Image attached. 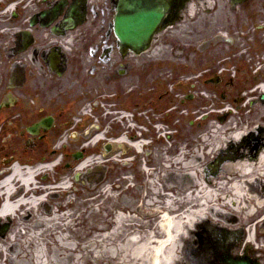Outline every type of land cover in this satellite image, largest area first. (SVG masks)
<instances>
[{
    "label": "flooded vegetation",
    "instance_id": "1",
    "mask_svg": "<svg viewBox=\"0 0 264 264\" xmlns=\"http://www.w3.org/2000/svg\"><path fill=\"white\" fill-rule=\"evenodd\" d=\"M124 3L161 14L152 43L180 34L183 25L190 42H198L205 31L206 65L197 61L199 45L190 53L171 45L170 59L162 56L153 64L151 45L141 52L121 45L117 19L133 13L124 10ZM199 10L206 16L200 24ZM172 60L185 70L176 83L180 105L199 99L202 82L208 93L200 97L220 122L229 117L215 113L222 105L248 100L249 112L264 111V0H0V178L18 159L32 163L31 155L56 153L61 139L60 154L77 147L71 158L85 157L82 142H76L84 125H78L102 117L108 108L114 119L128 114L141 121L158 91L164 110L167 62ZM184 85L192 89L187 94ZM263 147L264 126L249 131L229 154L257 157ZM113 186L118 189L117 183ZM256 258L262 263L249 251L245 260Z\"/></svg>",
    "mask_w": 264,
    "mask_h": 264
},
{
    "label": "rangeland",
    "instance_id": "2",
    "mask_svg": "<svg viewBox=\"0 0 264 264\" xmlns=\"http://www.w3.org/2000/svg\"><path fill=\"white\" fill-rule=\"evenodd\" d=\"M197 19L200 24V22H205L206 16L199 10ZM184 27V25L180 27V34L172 33L167 38H159L151 44L148 55L150 56L149 60L152 64L159 62L162 56L168 61L170 59L169 53L171 52L167 54V57L166 51H169L168 47L171 45H176L179 49L183 46V49L187 52L189 51V53L196 45H199L200 53L197 57V61L200 60L199 63H202L201 67L206 65L207 34H205L204 31L199 37L198 42L192 39V42H190L188 34L183 35L186 34ZM200 28L205 29L203 25H200ZM189 44H192V46H188ZM153 70L154 68L152 66L151 71ZM184 71L185 70L181 69V66L179 67L177 65L176 61L172 60L171 62H167L166 82L168 83V96L165 100L164 110L162 109L161 102L157 103L158 91H155L151 96L150 112L148 108L145 109V112H147L143 118H139L141 121L137 119L131 120L132 118L128 114H121L122 116H120L121 118H127L126 121H120L118 118V121H115L117 119H114L113 109L108 111L106 110L108 107H105L104 110L107 112H104L102 117L89 118L85 123L83 122V124L78 125L79 127L82 125L89 127L83 128L84 126H82L80 129V131L83 130L81 136H79L77 140L75 137L71 139L72 141L76 140V142H82L84 148L95 136L104 134L105 140L101 142L102 145L100 143L95 147L89 146L88 148H84L88 156L85 157V159H99L95 154L98 148L107 144L108 141L114 140L117 137L119 138L122 135H128L127 137L134 136V139L131 141L141 143V146H143L141 154L135 149L130 148L128 143L121 144L120 147L122 149L119 150L118 147L115 146L113 153L109 157L105 158L101 155V158H105L109 161L108 163H103V161H101L102 164L92 166L82 173L76 172V165L78 162L70 157V153L79 151L77 147H72L67 154L56 153L52 155L50 153L44 154V152H40L37 155L30 156L33 159L31 165L38 163L43 157L47 159L48 162L56 159L60 160L58 167L52 172H49L48 175L39 177L38 182L50 185L64 177L65 181H69V183L73 184L71 196L67 197V199H74L75 202L72 203L71 201V204H65V197L62 193L50 194L46 198L48 200V205L41 207L37 213L32 212V216L37 217V214L39 215L43 212H48L50 214L51 212L53 214L56 212L55 214L58 217L57 223H54V225L49 228L39 227V229L36 228L34 231L31 229L23 230L21 232L22 234H19L17 239L11 242L13 248L10 247L11 244H7V246L4 247L7 251L10 250L9 253H11V249H13L14 252L17 250L20 251L22 249L21 246L23 247L22 242H26L28 238L33 236L34 241L32 248L35 251L51 248L55 242L63 243L70 250H75L76 263L79 261V264H142L144 262V260L139 258V254L137 255V251H135L136 246L125 247L126 240L130 236H137L138 238L144 239L148 237L150 233L154 232L157 222L156 215L159 213L158 211H161L163 208L169 209L166 208V200H172V203H175L176 200L174 199L177 197V209H169L171 214L175 209L177 213L183 212L185 209L183 203L188 200L185 193L189 188H186L182 192H178L176 196L174 190L170 186L168 187L167 184H172L177 179H183L185 180L183 185L187 184L188 178L185 168L189 160H191L192 156L195 154L203 158L200 169H198V178L200 182H207V176L204 175V177L202 172L204 174L206 173L212 182L214 180L212 176L215 177L219 172V168H216L215 171L212 170L211 165L214 164L215 159L221 155L230 144L228 143L225 147L222 146L219 151L215 152L211 157L204 158L206 148L203 142H205V139L208 138L210 144L215 142L214 135L216 133H213V131H215L217 127V129H219V127L224 128V131H222L223 133L228 129H232V131L227 133L231 134L243 132L244 130L245 132H249L258 129L259 126H264V111L252 109L251 112H249L247 106L249 104L248 100L242 105L240 104L237 106L226 107L222 105V109L219 112H215L217 114L223 113L227 108L232 109L234 112L238 111V115L236 114L237 116L235 115L230 121H228V117L220 122L217 118L210 115L211 108L206 98H204L208 93V87L202 82H200L197 87L199 99L196 101L195 98L194 101L180 105L176 100V98H179L176 96V94L179 93L176 88V83L179 81V75ZM188 72H190V69H188ZM151 77L153 78V74ZM187 82L188 80L186 78L181 80L182 84ZM172 87L173 89H171ZM182 89H184L183 94H187V92L192 90L187 85H184ZM194 92L195 91H193L192 94H194ZM200 94L204 95V97L201 98ZM245 105L246 107H244ZM99 109L100 108L96 110V113H99ZM111 117H113V119L109 120ZM93 128H96L97 131L93 130L90 134H87ZM126 131H129V134L125 133ZM227 134L223 136L227 137ZM62 141L63 139H61L59 144H62ZM59 144H57L53 150L60 151L58 149ZM22 163H27L25 157L21 160L18 159L16 164ZM97 167L99 170L95 171L94 169ZM164 167H166V169H164ZM9 168L10 167H7L5 171L7 172ZM76 174L80 175L79 182L77 183L74 182ZM157 177L159 178V182L158 184L155 183L153 188L159 190L158 193L160 194L156 197H152L153 200H151L149 199L150 197H148V189L150 188L148 182L156 180ZM201 177L204 178V180H202ZM163 178L166 180V183L163 181ZM115 179L116 181H114ZM114 183H117L118 189L113 186ZM148 199L151 200V202L153 201L151 210L146 207ZM61 206L62 209H59L58 207ZM130 207L134 208L136 212L132 211V214ZM118 212L124 213L123 215L127 217V222L121 224L117 231L110 235L109 233L115 230L114 221ZM62 213L65 214L60 215ZM222 213L227 214V211L224 210ZM145 216H148V218H145ZM263 217L264 214H261L257 218V223H259L257 230H255L257 243L255 242L254 245L252 244V250L255 251V253L256 247L259 246L258 248L262 249L263 247L261 246H264V233L261 232L264 228ZM132 219H134V224L138 227L132 226L130 221L129 225H127L128 220ZM208 221L209 222L206 223H209L213 230H206L205 232H220L222 230L215 225L218 224L215 220L208 219ZM199 222L200 223L197 222V227L205 223L203 221ZM3 223H7V221ZM63 224H65V226H63ZM246 224V221H242L233 231H239ZM222 225H224V223ZM14 229V224L11 222L10 230L4 235L5 237L0 238V242L9 243V234L14 232ZM196 240L199 241L194 232L190 231L189 233H184V240L181 246H179L181 257L175 264H189L195 261L193 260V255L196 254V252H194V248L197 247L195 243ZM50 250L48 252L49 255ZM256 256H258L262 264H264V250H259ZM2 261L3 259L1 262ZM2 264L6 263L2 262Z\"/></svg>",
    "mask_w": 264,
    "mask_h": 264
},
{
    "label": "bare ground",
    "instance_id": "3",
    "mask_svg": "<svg viewBox=\"0 0 264 264\" xmlns=\"http://www.w3.org/2000/svg\"><path fill=\"white\" fill-rule=\"evenodd\" d=\"M217 128L213 131V133H216L214 135L215 142L210 144L208 138L203 142L206 148L204 158L211 157L222 146H227L228 143L230 145H237L243 135H245L243 134L245 130L243 132L227 134L232 129H228L223 133L224 128ZM224 134H227V137L223 136ZM133 139L134 136L125 137L122 135L116 141L113 140V142L128 143L130 148L135 149L141 154L143 146H141V143L132 142L131 140ZM103 140H105L104 134L97 135L84 148H88L89 146L95 147ZM221 156L219 155L218 157ZM202 160V156L197 154L189 160L185 168L188 178L187 184L183 185L185 182L183 179H177L172 184H167L168 187L170 186L174 190L176 196L178 192L189 188L185 193L188 200L183 203L184 211L177 213V197L174 199L176 200L175 203H172V200H166V208L171 210L172 208H176L173 210V213L171 214L169 209L163 208L156 215L157 222L154 232L144 239L130 236L126 240L125 247L136 246L135 251H137V255L139 254V258L144 260L142 264L177 263L181 257L179 246H181L184 240V233H189L195 223L206 219L215 220L219 226L221 225L224 229L231 231L235 230L242 221H246L249 227L246 231L245 243L254 244L256 242L255 230H257L259 225L257 218L261 214H264V150H260L259 156L255 159L253 156L248 155L234 157L231 154H227L225 159H222L221 163L218 164V166H221L219 172L215 177H212L214 178V183L203 172L202 175L207 176V182L199 181L198 169H200ZM101 161L106 162L107 160L105 158H97L95 160L88 158L76 165V172L82 173L92 166L102 164ZM58 164L59 160L49 166H41L36 170H29L25 173L17 165H13L9 169L10 174L0 179V187L1 189L3 188V191H0V196L4 197L0 207V223L10 221L13 222L15 227V231L9 234V243L0 242V264L2 262L6 264H79V261L76 263L75 250H70L63 243L55 242L51 248L35 251L32 248L33 236L28 238L26 242H22L23 247L21 246L22 249L20 251L14 252L11 249V253H9L10 250L7 251L4 248L7 244H11L14 239H17L23 230L31 229L34 231L36 228L39 229V227L49 228L54 223H57L58 217L55 214L56 212L54 214L52 212L51 214L43 212L39 215L37 214V217L32 216V212L37 213L41 207L48 205L46 198L50 194L62 193L65 197L64 202L67 204V197L71 195L68 191L69 181H65L59 188L55 189L36 188L39 186L37 176L47 174L52 168L57 167ZM164 178L163 181L166 183ZM158 182V177L156 180L148 182L150 188L148 189L149 196H147L151 200H153L152 197L160 194L153 188L154 184H158ZM209 183L216 185V188L208 190L209 187L205 184ZM149 199L146 207L151 210L153 201L151 202ZM58 208L62 209V206ZM224 210L227 211V214L222 213ZM130 211L131 213L132 211L136 212L132 207H130ZM123 214V212L117 213L114 221L115 230L109 233L110 235L114 234L121 224L127 222V217ZM145 218H148V216H145ZM129 221L131 222V220H128L127 225H129ZM223 223L224 225H222ZM132 226L134 225L132 224ZM10 247L13 248L12 244ZM49 250L50 255L48 254ZM2 259L3 261L1 262ZM256 261L258 262V260Z\"/></svg>",
    "mask_w": 264,
    "mask_h": 264
},
{
    "label": "water",
    "instance_id": "4",
    "mask_svg": "<svg viewBox=\"0 0 264 264\" xmlns=\"http://www.w3.org/2000/svg\"><path fill=\"white\" fill-rule=\"evenodd\" d=\"M124 10L132 11L131 15L120 16L117 19L116 31L120 33V41L122 44L128 46L135 51H143L148 47L150 42V36L156 29L161 14L159 12H142V10L135 9V6L124 3ZM134 7V8H133ZM120 150L121 147L117 146ZM115 145L107 144L104 147L103 157H109L113 153ZM78 157H76L77 159ZM80 158V157H79ZM97 170H99L97 168ZM77 175L75 180L78 181ZM10 225L6 224L0 229V236H4ZM213 239L208 240L206 247H210L209 250L213 251L215 255L214 261L211 264H257L248 263L245 260H237L231 255V252L235 250L242 242V233H229L221 232L215 234Z\"/></svg>",
    "mask_w": 264,
    "mask_h": 264
}]
</instances>
